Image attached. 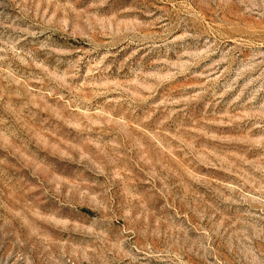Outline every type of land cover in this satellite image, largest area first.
I'll list each match as a JSON object with an SVG mask.
<instances>
[{
  "label": "rangeland",
  "instance_id": "1",
  "mask_svg": "<svg viewBox=\"0 0 264 264\" xmlns=\"http://www.w3.org/2000/svg\"><path fill=\"white\" fill-rule=\"evenodd\" d=\"M0 264H264V0H0Z\"/></svg>",
  "mask_w": 264,
  "mask_h": 264
}]
</instances>
